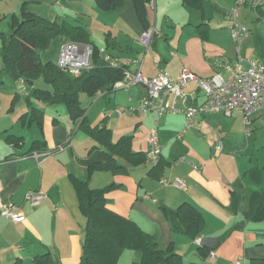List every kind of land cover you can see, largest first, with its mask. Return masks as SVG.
I'll use <instances>...</instances> for the list:
<instances>
[{"label":"crops","instance_id":"0c3cea01","mask_svg":"<svg viewBox=\"0 0 264 264\" xmlns=\"http://www.w3.org/2000/svg\"><path fill=\"white\" fill-rule=\"evenodd\" d=\"M87 1L31 0L27 9L49 21L80 24L90 38L95 32H103L108 42L110 35L112 41H109L108 48H100L93 41L101 54L106 52L119 57L128 62L132 71L141 68L146 77H154L159 70H163L177 79L184 69L204 78L215 73L226 75L225 64L236 59V45L226 12L219 34L210 33L208 40L199 42L198 48L192 50L197 52L196 56L203 54L205 58L203 65H195V54L183 50L182 38L173 47L171 41H165V33H161L158 9L166 11L170 0L147 2L150 25L156 31L148 49L140 41L145 28L132 1L124 0L110 11H103L95 4L97 9L87 6L79 15L75 11L68 15L67 6L76 7ZM230 1L233 5V0ZM216 2L219 5V0ZM246 9L256 10L251 7ZM202 22L204 18L198 16L197 25ZM251 34L254 35L252 29L249 37ZM65 41L72 40L64 38L61 43ZM230 50H233L232 56H229ZM0 71L4 82V71H8L3 63H0ZM139 86L123 89L128 91V102L131 104L127 107H136L145 95L146 89L139 94L132 93ZM119 90L122 89H115L113 93ZM98 93L108 96L103 90ZM185 93L188 103L196 104L204 100L196 81L188 83ZM26 96H0V198L3 203L15 204L22 215L19 221H0V264H36L35 257L46 253L51 254L56 264H77L83 253L87 218L80 209L71 175L87 178L88 169L79 163V159L86 158L98 142L92 136H81V129H78L80 121L72 123L63 117L62 104L30 98L29 93ZM108 97L110 100L111 97ZM176 105L182 109L186 103L178 99ZM85 108L88 116L89 107ZM66 113L68 115L67 110ZM31 115L33 120H30ZM140 116L154 117L153 127L158 122L162 156L160 164L155 167L156 175L149 171L157 164L146 162L132 166L122 160L127 172L96 171L90 181L91 187L103 188L115 184L106 194L108 206L155 235L162 249L173 245L183 255L184 264H250L252 258H264V224L244 219L251 195L264 189V170L261 184L253 181L248 174L252 168H264L261 112L252 116L250 134L246 132L243 114L237 110L231 116L223 112L200 115L186 130V118L182 111L168 112L158 120L155 112ZM107 126L111 129L110 125ZM210 126L219 129L218 139L209 138ZM73 131L75 134L72 135ZM111 132L112 142L115 143L120 138ZM11 135L22 137V142L18 145L8 142ZM148 135L149 131L146 150L136 146L137 136L132 137L134 151L146 154L149 149ZM35 140L44 142L45 147L32 150ZM178 140L184 144V152L170 153ZM60 146H63L62 150L58 149ZM35 152L40 154L39 157L33 156ZM176 180H180L182 186L176 185ZM30 190L46 195L39 205L32 206L26 200ZM184 202L193 204L204 217V227L198 237L220 240L218 247L204 258L198 251L201 245L186 233L177 216V208ZM134 255L139 257V254ZM136 260L133 259V262Z\"/></svg>","mask_w":264,"mask_h":264},{"label":"trees","instance_id":"16d2710c","mask_svg":"<svg viewBox=\"0 0 264 264\" xmlns=\"http://www.w3.org/2000/svg\"><path fill=\"white\" fill-rule=\"evenodd\" d=\"M31 0H23L21 15L14 14L11 36L4 39L3 64L14 79H25L31 84L40 75L54 86V89L34 87L32 97L45 103H65L70 119L80 121L78 129L85 130L98 145L93 146L86 158L79 163L86 166L88 176L81 179L71 175L78 194L80 209L86 216L83 253L77 264H119L120 256L126 250L141 253V260L132 264H184L183 255L174 249L173 245L162 249L155 235L146 232L137 222L124 216L108 206L106 194L115 187L109 184L103 188H92L91 178L96 171H123L127 167L122 160L132 166L147 162L144 151H134L132 137L124 136L117 142H112V132L106 126V117L101 124L93 125L86 115L87 109L79 101V93L86 91L91 94L105 91L112 94L117 81L123 79L127 65L112 67L101 55L100 48L91 41L84 26L68 21H49L30 12L27 5ZM124 0H94L98 8L110 11L119 6ZM133 2L137 17L148 30L150 25L148 4L149 0H130ZM206 0H183V5L193 9H204ZM264 13V4L255 8ZM203 41L209 38V23L204 21L197 25ZM68 38L74 42L89 44L93 48L92 67L80 77H72L62 71L52 60L44 61L41 52L45 51L51 40ZM109 43V42H108ZM33 113H36L33 110ZM33 115V114H32ZM31 115L30 120H33ZM39 126L42 127L41 120ZM8 142L18 145L22 137L11 135ZM45 147V143L35 140L32 150ZM154 166L149 173L156 175ZM264 168L255 167L248 171L249 177L261 184ZM166 212V211H165ZM177 216L185 231L192 238H197L204 227L202 213L191 203L184 202L177 208ZM244 219L251 222L264 220V189L253 192L249 207L244 213ZM198 251L204 258L211 250L199 246ZM36 264H56L50 253L35 257ZM15 264V263H13ZM196 264V263H192ZM250 264H264V258H252Z\"/></svg>","mask_w":264,"mask_h":264},{"label":"built area","instance_id":"2783aa9c","mask_svg":"<svg viewBox=\"0 0 264 264\" xmlns=\"http://www.w3.org/2000/svg\"><path fill=\"white\" fill-rule=\"evenodd\" d=\"M264 4V0H233V5L226 15L230 21L229 29L232 39L236 45L237 56L234 62H227L225 68L227 74L215 73L209 78L198 76L189 69H184L177 79H173L168 73L159 70L154 77L143 75L141 68L132 71L125 69L123 79L117 81L114 89H129L134 85H143L146 89L136 107H125L116 109L121 116L124 113L145 115L155 112L157 120L168 112L182 111L185 115V130L200 115L213 112H223L231 116L234 111L243 114L246 132L251 133L252 116L256 113L262 114V125L264 126V61L252 56L242 54L245 40L250 35V29L240 20L244 8H257ZM156 31L153 27L145 30L140 41L148 49L155 37ZM103 59L112 67L128 66V62L119 57L103 52ZM93 48L89 44L65 41L60 45V54L56 62L57 66L72 77H80L92 67ZM196 81L200 91L204 94L203 102L191 104L186 99L185 88L189 82ZM178 99H182L186 105L179 109L176 105ZM149 149L146 152L147 162L156 165L162 156V145L159 139L158 122L147 137ZM221 146H218L220 149ZM63 149V146L58 148ZM35 152L34 157H39ZM197 169V166H194ZM176 185L182 186L180 180ZM46 195L37 190H30L26 194V200L32 206H37ZM8 219L19 221L22 215L18 212L15 204L3 203L0 198V221ZM201 237L194 241L201 245Z\"/></svg>","mask_w":264,"mask_h":264},{"label":"rangeland","instance_id":"374dc122","mask_svg":"<svg viewBox=\"0 0 264 264\" xmlns=\"http://www.w3.org/2000/svg\"><path fill=\"white\" fill-rule=\"evenodd\" d=\"M183 0H170V6L166 11L159 10L157 16L160 21L161 33L164 32L163 36L166 38L165 41H171V46L174 45L182 38L183 41V50H187L191 53V55L195 54L193 58L195 65H203L205 63V58L202 55L196 56L197 52H193L192 50L198 48L199 42L202 43V38L199 33V29L197 26L198 16H202L204 21L209 22V36L211 34H219L220 30H222V21L226 16H224V12H227L228 9L232 7V2L230 0H219V5L216 0H206L205 7L203 10L189 8L187 6L182 5ZM23 5V0H0V63H3V49H4V39L9 38L12 33V24L14 20V14L20 16L21 15V7ZM64 5V3H63ZM94 7L97 9L94 0H88L87 2H82L79 6L66 8L69 11V16L72 11H75V14L79 15V12L85 11V8ZM222 7V8H221ZM89 10V9H88ZM195 12V13H194ZM197 14V15H196ZM221 16V17H220ZM74 17V16H72ZM240 20L243 21L247 25L248 28L253 30L254 35L251 34V37H248L245 40L243 45L242 54L244 56H252L256 59H260L264 61V13L257 12L253 9H246L242 11L240 15ZM192 21V24L190 22ZM226 21V19H225ZM257 26V27H256ZM91 41H95L100 48H108L109 41H112L111 36L109 35L108 42L103 36V32H95L92 34ZM108 37V36H107ZM155 39V38H154ZM153 39V40H154ZM172 42L174 44H172ZM225 43V42H224ZM172 47V48H173ZM230 55H233V50H230ZM60 54V43L58 38H53L45 51L41 52L42 59L44 61L52 60L57 62ZM192 57V56H191ZM1 73V71H0ZM3 82L0 77V96H7L8 94L12 97H27L28 93L31 95L34 87L46 88V89H54V86L46 81L42 75L38 76L34 83L31 84L29 81L25 79H14L9 75L6 71H4ZM22 81L25 83L23 84ZM10 90V91H9ZM28 90V92H27ZM136 91V92H135ZM145 91L143 85L135 88L132 93L139 94ZM116 95V97H114ZM111 99L109 100L108 96H102L99 93L91 94L89 92L83 91L79 93V101L83 105V107H89L88 116L90 118V122L93 125L101 124L102 120L106 117V124L110 125L111 131L114 132L116 138H122L126 136L134 137L137 136L138 139L136 141L137 147H142L145 150L148 148L146 143V135L148 131L153 128L155 118L152 116H140L138 114H128L124 113L122 117H119L116 114V109L124 108L130 106L128 102V91L119 90L115 93L109 95ZM32 98V95L31 97ZM136 100V99H135ZM136 102V101H135ZM135 102L133 104H135ZM63 106V117L68 118L70 122H75L67 115L66 110L67 106L65 103H59ZM110 115V116H109ZM110 122V123H109ZM106 125V126H107ZM212 126V125H211ZM210 126V136L209 138L218 139L220 135L219 129L216 127L212 129ZM108 127V126H107ZM211 129L213 131H211ZM75 134V131L72 132V135ZM81 136H90L85 130L81 129ZM184 141V140H183ZM181 140H178L177 145L171 148L172 154L182 153L184 152V144L181 143ZM182 144V145H181ZM209 150V149H208ZM182 151V152H181ZM210 152V150H209ZM212 153V151H211ZM242 155V154H241ZM251 222V221H250ZM260 221L258 223H262ZM257 223V222H253ZM264 245V240L263 243ZM135 250H128L124 254L120 256L119 264H132L133 259H137L136 261L141 260V253H137ZM134 254H139L135 256ZM135 256V257H134Z\"/></svg>","mask_w":264,"mask_h":264},{"label":"water","instance_id":"95a60500","mask_svg":"<svg viewBox=\"0 0 264 264\" xmlns=\"http://www.w3.org/2000/svg\"><path fill=\"white\" fill-rule=\"evenodd\" d=\"M219 243L220 240L214 237H204L201 240V246L207 247L212 251H214L218 247Z\"/></svg>","mask_w":264,"mask_h":264}]
</instances>
